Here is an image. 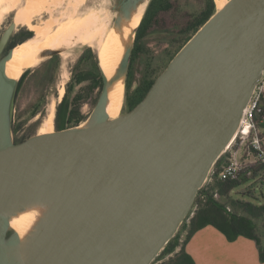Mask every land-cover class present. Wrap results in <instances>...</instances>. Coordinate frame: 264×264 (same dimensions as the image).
Instances as JSON below:
<instances>
[{"label": "water", "instance_id": "1", "mask_svg": "<svg viewBox=\"0 0 264 264\" xmlns=\"http://www.w3.org/2000/svg\"><path fill=\"white\" fill-rule=\"evenodd\" d=\"M139 1L118 0L114 22ZM137 29L117 69L125 87ZM15 30L13 20L0 38V264H153L234 138L264 72V0L217 9L131 110L109 117L100 65L90 124L21 142L11 118L19 80L6 75ZM71 46L44 49L37 59ZM31 202L50 209L25 259L10 215Z\"/></svg>", "mask_w": 264, "mask_h": 264}, {"label": "trees", "instance_id": "2", "mask_svg": "<svg viewBox=\"0 0 264 264\" xmlns=\"http://www.w3.org/2000/svg\"><path fill=\"white\" fill-rule=\"evenodd\" d=\"M217 6L216 0H206L202 9L177 20L171 26L170 19L177 10L176 1L151 0L137 29L133 58L130 61L126 83L127 111L134 108L146 96L157 77L162 73L155 77L153 73L149 72L151 63L148 62L143 77L133 87L135 60L142 54H148L144 38L155 32L175 31L176 35L180 36V46L171 57V61L191 37L216 13ZM23 32L25 33L23 38H20V33L11 38L7 51L32 35V31H22L21 33ZM87 55L93 57V68L78 73L75 78L73 77L75 81L70 82L67 86L66 94L57 106L56 128L58 130L79 125L86 118L81 114L78 106L83 98V93L78 92L71 99L76 84L89 81L86 87L89 92L98 90L100 94L102 90L104 77L98 55L92 47L86 48L82 58ZM55 57L54 55L51 58ZM28 73L29 70L25 71L19 79L16 93ZM33 114H37V110L33 111ZM262 137L264 138V133H262ZM15 142L17 141L15 140ZM246 156L243 158L244 163L239 173L228 179H221L218 176L227 154L223 153L220 156L214 165L213 179L206 181L199 190L193 209L187 218L191 216L193 210L195 211L194 215L190 220L185 219L177 234L167 243L153 264H197L188 251L187 244L197 232L207 226H213L221 231L229 241H235L241 236L254 240L258 247L259 259L264 262V202L259 201L255 194V186L264 184V161L261 159L254 162L245 161ZM167 256L169 258L163 260Z\"/></svg>", "mask_w": 264, "mask_h": 264}, {"label": "bare ground", "instance_id": "3", "mask_svg": "<svg viewBox=\"0 0 264 264\" xmlns=\"http://www.w3.org/2000/svg\"><path fill=\"white\" fill-rule=\"evenodd\" d=\"M86 0H0V18L3 14L14 12L16 26H26L34 35L17 44L13 56L7 61L6 75L19 80L23 73L37 63V54L48 48L64 45L84 44L96 50L100 65L109 79L107 113L111 119L121 115L125 97L124 76L117 77V69L126 48L133 42L148 0H141L132 9L131 14L120 15L112 23L110 15L104 9H79ZM219 9L229 0H216ZM47 17H44V15ZM118 15V12L115 14ZM37 18H41L39 21ZM71 46V47H72ZM67 58L69 53H61ZM68 74H62L59 83V99L66 91ZM56 103L50 106L49 114L44 119L39 134L54 132ZM90 124L83 122L81 127ZM50 204L31 202L15 209L10 215V233H15L21 240L23 256L28 258L31 241L42 220L48 215Z\"/></svg>", "mask_w": 264, "mask_h": 264}, {"label": "rangeland", "instance_id": "4", "mask_svg": "<svg viewBox=\"0 0 264 264\" xmlns=\"http://www.w3.org/2000/svg\"><path fill=\"white\" fill-rule=\"evenodd\" d=\"M175 1L177 3V10L170 19L171 26H173L174 23L177 22V20L183 19L185 16L196 13L197 11L202 9L206 0ZM117 2L118 0H86L79 11L86 12L88 8L104 9L106 11L103 12L107 13V15H110L112 23H114L116 12L112 11L111 9L115 4H117ZM217 9H219L218 6ZM44 17H47V15L45 14ZM40 19L41 18H37L38 21ZM13 20L14 12L3 14L1 16L0 38ZM22 31L32 30L26 26H16V30L13 36H16ZM34 34V31H32L31 37ZM144 43L146 44V47L148 49V54H142L136 60L134 68L133 87H135L140 82L148 62L151 63L149 72L153 73L155 77L163 71V69L169 63L171 57L176 53L177 49L180 46V36L176 35L175 31L155 32L147 35L144 38ZM87 47L90 46L77 43L67 51L69 53V56L67 58H63L62 54H57L53 59L48 58L42 62H39L38 60L34 66L29 68V73L23 81L19 91L15 94L12 103V130L13 126L18 127L19 125L21 127V132L19 134L21 135V133H25L24 135L27 138L39 133L44 119L49 114L51 104L53 102L56 103L57 111V106L64 97L63 96L61 99H59V83L62 80V74L64 73V71H66L68 74V79L66 82L67 91V86L70 82L75 81L74 78L78 73L87 71L89 69L92 70L93 57L87 55L86 57L82 58ZM92 49L94 52H96L94 48ZM1 57L2 55H0V58ZM88 84L89 81H85L81 84H76L71 95L72 99L78 92L83 93V98L78 106L81 114L85 115L86 118L81 122V124L88 121L92 116L100 95L98 93V90L89 92L86 89ZM125 102L126 87L124 102L120 113H124L127 111ZM35 110H37V114L34 115L33 111ZM56 111L54 116V129H57ZM13 137H15L14 131ZM234 194L237 195L236 193ZM255 194L258 197L259 201L264 202V184L255 186ZM168 258L169 256L165 257L163 260H167Z\"/></svg>", "mask_w": 264, "mask_h": 264}, {"label": "built area", "instance_id": "5", "mask_svg": "<svg viewBox=\"0 0 264 264\" xmlns=\"http://www.w3.org/2000/svg\"><path fill=\"white\" fill-rule=\"evenodd\" d=\"M262 133H264V72L244 109L234 138L223 152L227 154V157L219 170V178L235 177L239 173L244 163L243 158L246 155L245 161L254 162L258 159L264 161V138ZM214 173L213 167L207 181L213 179ZM194 213L193 210L191 216ZM191 216L187 219L190 220Z\"/></svg>", "mask_w": 264, "mask_h": 264}, {"label": "crops", "instance_id": "6", "mask_svg": "<svg viewBox=\"0 0 264 264\" xmlns=\"http://www.w3.org/2000/svg\"><path fill=\"white\" fill-rule=\"evenodd\" d=\"M187 248L197 264H264L259 259L254 240L241 236L235 241H229L213 226L197 232Z\"/></svg>", "mask_w": 264, "mask_h": 264}, {"label": "flooded vegetation", "instance_id": "7", "mask_svg": "<svg viewBox=\"0 0 264 264\" xmlns=\"http://www.w3.org/2000/svg\"><path fill=\"white\" fill-rule=\"evenodd\" d=\"M20 34H21L20 35V38H23L25 33L23 32V33H20ZM132 58H133V56L131 55V60H132ZM136 60H135V63H136ZM135 63H134V68H135ZM133 83H134V78H133ZM125 107H126V109H128V102H127V100L125 102ZM56 114H57V111H56ZM13 131L15 132V137L14 138H15V140L17 142H21V141L27 139V137L24 135L25 133H23V134L21 133V135L19 134L21 132V127L19 125H18V127H16V126L14 127L13 126Z\"/></svg>", "mask_w": 264, "mask_h": 264}]
</instances>
